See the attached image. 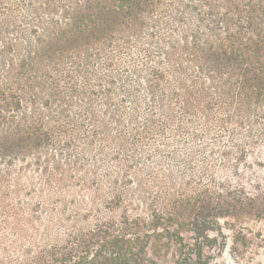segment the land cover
<instances>
[{
	"label": "rangeland",
	"instance_id": "rangeland-1",
	"mask_svg": "<svg viewBox=\"0 0 264 264\" xmlns=\"http://www.w3.org/2000/svg\"><path fill=\"white\" fill-rule=\"evenodd\" d=\"M228 1L140 2L138 14L124 11L92 45L63 41L65 50L40 56L29 50L43 30L81 38L76 16L88 2L0 3V264H32L74 232L186 201L217 178L228 204L220 232L185 225L183 262L264 264V204L234 207L248 194L264 203V82L224 81L226 69L224 78L208 71L198 59L201 42L193 46L198 30L219 43L206 35L210 24L225 36ZM157 69L161 93L149 88ZM103 122L110 134L94 135ZM175 258L171 252L162 264Z\"/></svg>",
	"mask_w": 264,
	"mask_h": 264
},
{
	"label": "trees",
	"instance_id": "trees-1",
	"mask_svg": "<svg viewBox=\"0 0 264 264\" xmlns=\"http://www.w3.org/2000/svg\"><path fill=\"white\" fill-rule=\"evenodd\" d=\"M86 1L88 4L83 9L85 12L76 16V32L81 38L70 39L63 33L65 37L61 39L58 33L53 32L50 36L43 30L38 34L36 50L30 49L29 56L36 53L40 56L44 52H52L51 49L54 47L57 48L53 50V53L65 50L64 45L59 44L63 41L77 48L79 45L82 46L84 38L89 39L86 40L88 46L92 45L93 39H98L100 35H108L113 30V26L122 21L124 11L134 8L135 13L138 14L140 2L154 5L152 0ZM243 1L245 3L241 5ZM3 2L12 4L11 0L0 1V3ZM136 2L139 6H136ZM25 3L26 1L23 5ZM28 5L30 6L26 8L36 9L31 3ZM226 5L225 12L220 16V19L229 23L225 27V36L218 34V24H210L205 29L207 37L208 35L219 37V43L216 46L203 41L197 34L200 31H196L193 42L194 44L201 42L202 45L198 59L208 71L219 75L220 78L226 77L224 70L226 69V74L231 75L227 79L224 78L226 82L235 78L243 83V86L257 87L264 82V32L261 28L264 25V0L259 2L258 0H229ZM7 9L9 10L10 7ZM45 43L46 47H44ZM200 44L193 46L197 47ZM9 52V46H5L2 54ZM27 65L25 64L26 67ZM163 76L161 70L152 71L150 90L156 93L164 91ZM111 84L112 87L105 92L108 100L115 95L114 81H111ZM130 94L135 96L137 91L132 89ZM185 108L194 110L193 107ZM66 131L69 132L70 128H66ZM98 133H101L100 136L109 135V123L103 122L101 129L99 128L94 135ZM49 134L48 132L47 136ZM220 180L217 178L212 188L209 186L199 190L195 196H189L186 201L174 198L173 204L161 208L157 206V203L152 204L144 213L135 217L127 216V221L119 220L113 215L86 234L74 232L68 239V243L52 246L47 252L46 250L39 252L38 259L32 264H51L52 261H59L58 264H162V259L168 261L171 252L176 256L173 264H186L187 262H183L181 256L182 241H184L181 235L185 225L193 227L188 228V231L200 234L210 229L220 232L219 224L224 215L226 216L224 211L228 207L225 199L226 187H221ZM251 195H246L248 199L246 202L236 200L234 207L250 206L255 209L264 204ZM116 197H121V194L117 193ZM126 225L127 233L121 230ZM220 228V230L224 229L221 226ZM69 255L70 257L66 258ZM76 255H78L77 258H71ZM47 258L49 259L46 260Z\"/></svg>",
	"mask_w": 264,
	"mask_h": 264
}]
</instances>
